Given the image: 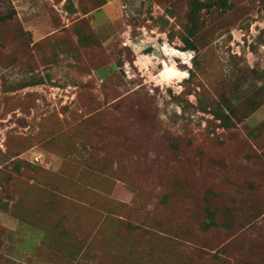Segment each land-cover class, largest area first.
I'll return each instance as SVG.
<instances>
[{
    "label": "rangeland",
    "instance_id": "obj_1",
    "mask_svg": "<svg viewBox=\"0 0 264 264\" xmlns=\"http://www.w3.org/2000/svg\"><path fill=\"white\" fill-rule=\"evenodd\" d=\"M0 0V264H264V0Z\"/></svg>",
    "mask_w": 264,
    "mask_h": 264
},
{
    "label": "crops",
    "instance_id": "obj_2",
    "mask_svg": "<svg viewBox=\"0 0 264 264\" xmlns=\"http://www.w3.org/2000/svg\"><path fill=\"white\" fill-rule=\"evenodd\" d=\"M12 1L18 9V13L22 12L20 10V5H21V7L24 5L30 6L31 4H33L35 2V0H12ZM74 1H76V0H74ZM120 2H121L120 0H105L102 5L91 10L90 12H94L96 14V16H98V17H104V16L108 15L107 12L111 9V7H113V9L116 10L118 8V5L120 4Z\"/></svg>",
    "mask_w": 264,
    "mask_h": 264
}]
</instances>
